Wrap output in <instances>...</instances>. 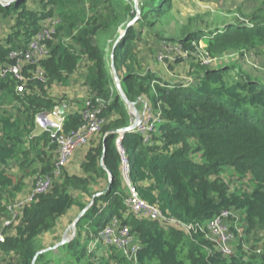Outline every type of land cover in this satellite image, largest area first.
Wrapping results in <instances>:
<instances>
[{
	"label": "trees",
	"instance_id": "1",
	"mask_svg": "<svg viewBox=\"0 0 264 264\" xmlns=\"http://www.w3.org/2000/svg\"><path fill=\"white\" fill-rule=\"evenodd\" d=\"M28 2L0 0L2 18L16 15L17 28H33L24 36L10 33L8 45L0 44V61H9L8 50L23 47L21 43L36 31L37 18L26 8ZM46 3L60 24L55 40L48 43L50 54L42 61L45 73L66 85L68 76L83 69L91 104L100 108L105 123L99 142L86 150L83 174L61 169L55 176L56 146L50 132L34 136L33 131L36 114L51 111L58 102L46 95L39 80L18 93L15 79L0 77V218L9 216L8 203L22 191L23 176L36 171L54 179L47 192L23 205L6 231L0 264H31L36 252L46 248L43 237L55 235L59 218L74 207L82 210L90 201L85 196L107 189L109 173L111 186L79 220L74 238L40 254L35 264H264V82L230 65L203 67L191 85L142 75L132 51L133 27L114 47L123 13L130 8L136 12L124 0ZM168 4L169 0H144L138 23H148V14L160 15ZM250 16L247 22L190 29L180 41L192 44L206 38L212 54L248 49L264 42V12L258 9ZM111 62L128 99L145 97L154 109L150 130L127 132L119 142L112 131L129 125L131 117L118 94ZM82 123L81 113L72 111L59 132L67 133ZM123 155L130 165L128 179L142 199L157 205L176 224L163 226L127 214ZM93 185L101 188L92 190ZM233 211L239 212L238 221ZM223 213H228L223 220L235 238L234 251L229 253L221 250L219 238L210 239L208 227ZM112 218L129 226L138 245L134 255L95 242ZM91 246H95L92 251ZM101 249H107L104 256H98Z\"/></svg>",
	"mask_w": 264,
	"mask_h": 264
},
{
	"label": "rangeland",
	"instance_id": "2",
	"mask_svg": "<svg viewBox=\"0 0 264 264\" xmlns=\"http://www.w3.org/2000/svg\"><path fill=\"white\" fill-rule=\"evenodd\" d=\"M124 1L129 8L133 7L135 11L137 8L138 14L137 11L132 13V8L127 10L125 14L123 13L122 22L117 32L119 35L123 33L126 25L137 15L136 21L133 22L131 26L133 27L132 51L134 57L138 61L137 70L142 75L151 73L164 81L191 85L194 83V77L203 67L215 68L230 65L240 68L253 79L264 82V42L248 49L230 48L223 52L212 54L208 51L209 42L206 38L193 40L192 44L180 41L182 36L190 29L205 28V30H207L208 27L214 28L222 26L231 21L247 22L251 18L250 15L257 12L258 9L264 12V0H169L168 6H163V13L160 15H154L152 13L147 15L148 23H138V20L141 18V6L144 0ZM156 1L161 3L162 0ZM46 2L47 0H29L26 5V8L33 11L35 13V18H37V25L35 26L36 31L28 36L29 39L27 43L31 39L44 37V33L46 32L50 33V35L44 42L46 53L40 56L37 64L25 67L23 80L16 82L15 88L18 85H23L24 90L27 91V85L36 79L43 83V90H45L46 95L53 101L58 102L59 105L63 100L65 102H71L77 107H80L81 104L83 107H86L87 103L92 105L91 99L87 93V86L83 79V67L81 68L82 70H76L77 73L74 76H68L69 83L66 85L53 78L50 79L45 73L46 70L42 65V61L50 54L48 43L55 40V34L58 32L57 28L60 24L58 15L54 12L50 4ZM15 21L16 15L8 18H2V16H0V44L8 45L6 41L10 33L18 32L19 36H24L27 35L26 33L33 30L31 26L29 28L19 29L15 26ZM21 44L24 46L26 42ZM41 93L42 91H40V94ZM145 100V97L144 99H139L136 108L139 113H143V115H147V113L152 114L154 110L153 106L149 105L147 100ZM126 109L132 121L133 115L129 111L127 105ZM95 135L100 137L101 130L92 135L87 143L77 147L75 150L91 144ZM92 144L89 146H92ZM120 149L119 147V150ZM75 150L64 168L69 165ZM120 151L123 152L122 150ZM55 161L56 156L53 158L54 163ZM77 170L79 171V169ZM16 173L18 174L19 171ZM73 173L75 174L76 171H73ZM228 175L229 174L224 175L226 180H228ZM46 176L50 177L51 175ZM41 177L44 176H41L40 173L36 171L23 176V189L8 203V206L12 203L26 201L32 193L36 180ZM52 180L54 179L52 178ZM104 186L105 183H103L102 188ZM91 187L92 190H99V188H101L100 185H93ZM91 198L92 197L88 198L87 196L84 197V199ZM77 212H79V209L74 207L67 215L59 218L55 235L46 234L43 237V244L46 248L51 247V244L54 245V243L59 241L58 239L62 237L63 231L72 223ZM231 214L237 221L239 220V212L233 211ZM161 225H166V222L161 223ZM229 227V223L226 222L225 229L231 236L229 240L226 241V244L228 245L229 251H234L233 243L235 242V238H233V234ZM238 230L241 231L242 228L238 227ZM210 236L211 240H217V235L210 234ZM93 248L91 246L90 250L92 251ZM106 252L107 249H101L98 256H104Z\"/></svg>",
	"mask_w": 264,
	"mask_h": 264
},
{
	"label": "built area",
	"instance_id": "3",
	"mask_svg": "<svg viewBox=\"0 0 264 264\" xmlns=\"http://www.w3.org/2000/svg\"><path fill=\"white\" fill-rule=\"evenodd\" d=\"M49 35L50 33L46 32L44 33V37L31 39L23 47L10 48L7 53V60L9 61H0V77L13 78L17 82L22 81L25 67L37 64L40 56L46 53L44 42L49 38ZM15 89L18 93H21L24 91V86L18 85ZM100 113V108L87 103L86 107L81 112L83 123L78 128L67 133L59 132L61 131V125L42 118L38 119L39 125L45 131L50 132V137L53 139L56 146L55 170L53 171L55 176L59 175L61 169L64 168L77 147L87 143L92 135L100 132L105 122V119L100 116ZM151 116L152 114L149 113L144 115V120L137 127L136 131L144 134L150 130L152 128V122L150 121ZM120 139L121 137L118 138L117 142H119ZM122 166V177L127 189L124 202L127 208V214L161 223L176 224L174 219L165 217L157 205L149 204L142 199L137 188L130 183L128 179L130 165L124 155L122 156ZM51 185L52 179L49 176L41 177L36 180L32 193L26 201L12 203L8 206L9 216L0 220V243L5 240L6 231L16 221L23 205L29 202L35 195L47 192L51 188ZM227 214L228 213H223L220 217H214L208 224L211 233L217 235V238H219L221 250L225 253L230 252L226 241L231 237L225 229L226 223L223 220ZM185 228L188 229L190 227L186 226ZM95 242H101L107 246H114L123 250L124 253L131 255H134L138 249V245L130 232L129 226L127 224H122L118 218H112L99 230Z\"/></svg>",
	"mask_w": 264,
	"mask_h": 264
},
{
	"label": "water",
	"instance_id": "4",
	"mask_svg": "<svg viewBox=\"0 0 264 264\" xmlns=\"http://www.w3.org/2000/svg\"><path fill=\"white\" fill-rule=\"evenodd\" d=\"M9 3L10 2H8L7 4H9ZM136 11H137V14H138L137 8H136ZM136 19H137V15L126 25L125 31L119 35V37L117 38V40H116V42L114 44V47L124 37V35L128 31V29L132 26L133 22H135ZM111 69H112V74H113V78H114V83H115L116 88L118 90V94L121 97V99L124 101V103L128 106L129 111L133 115V119H132V121L130 122L129 125H127L125 127H122L120 129H117L115 131H112V133H116L120 137H122L127 132L135 131L137 129V127L143 122V120H144V117L143 116L144 115H143V113H139V111L136 108V104H137L138 101H131L126 96V94H125V92L123 90V87H122V84H121L119 75L117 74V71L115 69V66H114V63L113 62H111ZM101 165H102L103 168L106 169V166L104 165L103 161L101 162ZM108 181H109V183H108L107 189L111 186V183H112V177H111L110 173H109V179H108ZM106 190L104 192L97 193V194L93 195L92 198L90 199L89 203L82 210H80V212L74 218V220L72 221V223L64 230L61 239L57 243H55L53 246L44 248V249H42L40 251H37L36 254H35V256L33 257V260H32V263L31 264H35L36 259H37V257L40 254L45 253V252H48V251L56 250L60 246L66 244L68 242H70L74 238V236H75L76 226H77V223L79 222V220L84 216V214L86 213V211L94 203L95 198L98 197V196H100V195H102V194H105L106 193Z\"/></svg>",
	"mask_w": 264,
	"mask_h": 264
},
{
	"label": "crops",
	"instance_id": "5",
	"mask_svg": "<svg viewBox=\"0 0 264 264\" xmlns=\"http://www.w3.org/2000/svg\"><path fill=\"white\" fill-rule=\"evenodd\" d=\"M82 107H83L82 104L80 105V107H77V106H74L71 102L62 101L60 105L57 104L51 111H41V112L37 113L36 118H35V129L33 131V135L38 136L42 132L45 131L39 125V122H38L39 118H42L44 120H49L52 123L61 125V127H62L65 116L68 113H71L72 111H76V112L80 113L83 109ZM99 139H100V137L99 136L97 137V135H95L94 138L92 139L93 144L96 145L99 142ZM92 142H91V144H92ZM91 144H88V146H86V147H82V148L75 150V153H74L69 165L67 167H65L64 170H66L70 174H74L73 171H76L75 174H83L82 169H81V163L84 159L87 148ZM77 169H79V171ZM122 171H123V166H122ZM72 209H74V208H72ZM79 212L76 213L75 217L78 215ZM0 219L2 220V218H0ZM159 223L161 224V222H159ZM60 239H61V237H60ZM99 243H101V242H99Z\"/></svg>",
	"mask_w": 264,
	"mask_h": 264
},
{
	"label": "clouds",
	"instance_id": "6",
	"mask_svg": "<svg viewBox=\"0 0 264 264\" xmlns=\"http://www.w3.org/2000/svg\"><path fill=\"white\" fill-rule=\"evenodd\" d=\"M120 137V136H119Z\"/></svg>",
	"mask_w": 264,
	"mask_h": 264
}]
</instances>
